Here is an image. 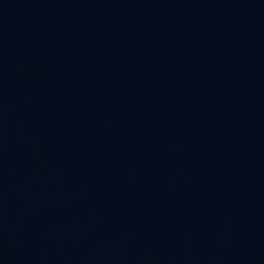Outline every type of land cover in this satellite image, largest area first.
I'll list each match as a JSON object with an SVG mask.
<instances>
[{
	"label": "water",
	"instance_id": "1",
	"mask_svg": "<svg viewBox=\"0 0 264 264\" xmlns=\"http://www.w3.org/2000/svg\"><path fill=\"white\" fill-rule=\"evenodd\" d=\"M0 264H264V0H0Z\"/></svg>",
	"mask_w": 264,
	"mask_h": 264
}]
</instances>
